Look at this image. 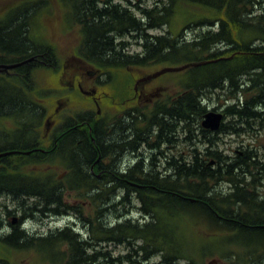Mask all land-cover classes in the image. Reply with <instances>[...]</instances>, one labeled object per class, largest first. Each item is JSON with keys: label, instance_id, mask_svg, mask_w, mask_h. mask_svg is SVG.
Segmentation results:
<instances>
[{"label": "bare ground", "instance_id": "1", "mask_svg": "<svg viewBox=\"0 0 264 264\" xmlns=\"http://www.w3.org/2000/svg\"><path fill=\"white\" fill-rule=\"evenodd\" d=\"M253 1L257 2L258 0ZM67 3L72 6L74 11H77L79 20L87 25V35L90 43L89 48L92 53L104 54L108 51L110 52L109 55H120L125 59L128 51L130 53L143 52L142 44L139 42L140 35L138 34L141 32L142 26L140 24L136 26L132 25L129 30H133L134 32L131 31L127 33L128 29L126 30L125 27L113 29L112 22H124L123 20L127 18V16L123 9L127 10V6H132L137 3L140 6L139 8L150 9L155 6L162 7L164 5V0H155L151 5H147L144 0H118V2H116V0H102L100 2H98V0H75L68 1ZM248 6L249 11L242 12V8L238 11L240 12V18H245L250 16L252 12H256V7L251 11L250 5ZM134 8L132 9L135 13L134 17L137 21L143 23L144 19L139 13V9L136 7ZM172 17L173 14L168 17L166 16V18H164L165 22L161 28L149 29L147 32L153 38H164L166 41L175 42L176 46L184 51H190L195 44L198 47L202 46L205 38L210 39L207 34L208 30L211 29L212 31H216L218 26L220 28L221 23V19H218L212 26L203 25L198 21L200 16H196L197 21H194L191 15H189L188 22L183 30L184 32L179 35V33H177L178 31L173 27V22L171 21ZM170 21L171 23H169ZM79 28L81 29V27ZM150 31L157 33L152 34ZM231 33L232 29H224L221 39L227 40ZM132 41L138 46L139 50L134 52L130 51L133 45ZM3 42L4 41L0 37V44ZM137 43L141 44V46ZM149 44H153V41H149ZM81 45L82 39L80 41V49ZM24 46V43L18 45L17 48L13 45L3 46L4 50L0 51L3 53L7 51L22 52ZM112 46L116 48L113 52H111ZM212 46L213 49L221 47L220 50H225L227 48L232 49L235 47L233 43L226 41L215 42ZM257 46L258 45L250 43L248 45V50L238 49L235 53L221 58L180 64L169 62L157 63L159 65L165 64L164 67H181L187 64H200L197 66H190L180 72H174L184 73V80H180L179 96L182 100L188 97V112L184 114L185 110H183L182 115L177 116L175 119H180L184 123L189 122L190 128L187 133L190 134L191 139L196 140L194 142L196 147H202L203 145V148H206L208 146H213L214 143L212 138L208 141H204L201 137V130L198 128L192 130V126L196 121V115L203 111L201 126L204 116L210 111L219 114H221V112L223 113L224 125L226 124L225 129H230L231 127L238 128L246 118L254 119L255 110L253 111L250 107L243 109L240 114L241 119L236 112L241 109L240 105L243 99V94L240 92L241 85L243 86L244 84L242 80L253 77L254 73L257 71V69L254 68H259V66L264 67V61L248 58L252 56L253 49L258 48ZM171 47L173 46L166 42H158V47H155L151 51L156 54L162 52L167 53ZM235 57H238L235 68L226 67L231 69L228 70V72L226 71L227 73H239L233 85L227 80H223L222 76L217 75L212 76V81L210 83L202 86L203 90L212 89L211 93L204 95V92L194 89V87L199 85L197 82L193 83V79L189 73L190 69L206 65H215L221 60H228ZM27 60L22 61L25 63L17 68L30 63V61ZM157 64L145 67L148 68ZM0 66L3 65L0 64ZM17 68H15V70ZM1 69L5 71L8 70L4 68ZM120 69L121 66L110 67L108 69L102 68V70H97L98 72L96 71V73L100 74L101 78H103L102 75L105 73L107 76V85L114 88V90L121 91L122 82H128V80L122 75L121 77L119 76V72H121ZM214 70L218 71L217 73H221L222 71L220 68ZM140 71H142V69H140ZM11 74L13 75V73ZM72 74L73 76L70 83L75 82V84L77 81H84L85 75L90 76V74L84 73L82 70L80 72L75 71ZM122 74L128 75L124 72H122ZM12 75L5 74L3 76L12 77ZM147 75L150 74H145L144 72L138 73V79L141 80ZM114 77L115 79H113ZM152 82H154V80ZM21 85L10 84L7 87L0 86L2 89V91H0V115L2 113L11 114L10 116L15 117L26 112L21 107L29 105L27 102L28 100L38 103L37 99L28 98L31 92L29 88L26 87L27 84L22 83ZM190 88H193L192 91L196 92L195 98H192ZM69 89L72 90L70 87ZM38 93L43 94L46 93V91L45 89L42 91L41 88ZM32 94L35 95L36 98L39 97L36 92H32ZM260 100L261 103L255 105V108H257L258 111L264 112V89L261 90ZM182 104L184 106V101H182ZM217 106L221 108V112L212 110L213 107ZM43 110L45 111L44 108ZM100 111L103 114L101 108ZM38 116L39 115L32 117L33 126L37 124ZM100 117H102V115ZM222 122L220 121V124ZM42 124L40 128H38V131H36L37 141L41 145L37 151L40 155L35 157L39 159L38 163L32 165L27 162L26 157L30 155L29 150L13 149L0 153H7V155L0 156V158L8 156L9 162H6L4 166L7 167L8 165L11 166L14 164V168L20 167L19 171L16 173L21 175H12L13 177L7 176L6 179L0 182V188L8 191L11 197V205L14 206L15 210H25V214H22L23 216L21 217L22 222L8 234L6 242L12 245L24 244L23 242L28 243L30 237L32 240L34 239L35 245L48 251V258L51 260L48 262H51V264H53V261L55 264H174L173 262H169L170 260L168 258L171 255L170 253H168L170 254L169 256L164 255L165 249L173 244V239L169 238L167 247L160 251L157 243L153 239H158L162 237V234L166 233L167 230L162 220V214L168 213V210H171L172 207L177 205V202L174 200H168V203H161L159 200L147 201L145 195L140 190L143 187V183L153 184L159 182V179L168 178L170 179L169 182L172 183L175 181L176 169L183 168L186 172L189 167L184 164L169 161L167 155L163 152L161 153L158 148L150 144L151 136L157 133L156 130H154L156 126H153L150 132L142 133L141 131L133 129L129 122L116 126L106 124L105 122L93 123L87 121L80 125V129L74 128L66 135L44 137L41 134L43 130ZM2 126L3 125L0 124V127ZM169 126L170 125L162 126L164 130L162 138L164 140L170 139L172 127ZM217 130L212 131L213 137H217ZM261 130L264 129H259L258 127V131ZM29 131L30 130L27 128V132ZM30 133L32 132L30 131ZM4 136L10 137L11 135L4 134ZM228 136L242 137L246 140H248V137H250L251 140L253 139L250 133H242L239 136L224 133L223 139ZM260 136L263 137L262 135ZM14 137L15 141L11 144L7 143L6 146L18 148L21 145H25L22 141V139H24L22 133L21 138L17 135H14ZM240 143L241 144L236 147L229 148L230 150L223 147V154L228 158L220 157L222 162L216 157L218 165H222L221 167L223 168L221 173L222 177L220 179L221 183L217 185V189L221 196H228V198L236 200V204L239 203L242 206L246 205L248 208L257 211V205L260 203L261 196L264 195V185H259L264 182V177L253 179L249 176L244 179V182L237 184L229 178V167H232V174L238 175L241 172V162L231 158L235 153V149L247 144L252 145L254 140H252L251 143L241 140ZM193 147L194 145L192 144V149ZM217 156H219L218 151ZM157 157H160L159 167L156 161ZM165 157L168 158V161L165 160ZM105 159L110 162L109 165H103ZM191 163L193 162L191 161ZM56 165L62 166L66 174L68 173L70 175L69 177L73 179L74 194H72V198L64 194L62 196V203L57 202L58 194L56 191L52 197L57 203L49 207L46 199H44L43 192H40L42 193V197H38V200L34 195H22V191L29 188V186L27 187L26 185L24 177L32 180L34 176V178H37L38 182H45L47 179L45 177L51 174V168H55ZM258 185L260 187L255 189L254 187ZM104 186L106 187L104 188ZM245 187L254 188V193L257 194L247 195L244 192ZM19 192L20 195L16 197L15 193ZM85 193H87L88 196ZM84 194L87 199L90 197L91 200L98 205L97 209L94 207L90 209L87 200L82 199V196H80ZM138 195L144 198V204L140 205ZM243 198L247 201L244 202L242 200ZM122 199L124 202H122ZM24 200H31L32 204L29 206ZM64 203L71 209H67L63 206L62 204ZM45 223L46 226L43 228ZM124 223L129 224L123 228V232L127 230L128 232L129 230L133 232L136 228L138 232L130 234L129 239L120 238L119 234L108 238V230L114 229L118 227V225ZM5 227L8 232L7 224L0 222V233ZM141 232L148 234L147 236L140 235L141 238L150 237L152 240L146 243L142 239H132L136 234ZM121 235L127 237L128 234L121 233ZM59 244L71 245V257L66 256V259L57 258L56 260L52 257L53 251ZM118 247H123L126 251L115 255V250ZM172 249H174V247H172L169 252H171ZM200 252L203 253L204 249H200ZM122 256H128L127 262L124 261L120 263L117 260L123 261L122 258H116ZM155 258L159 260L158 263L153 262ZM262 264H264V259Z\"/></svg>", "mask_w": 264, "mask_h": 264}, {"label": "trees", "instance_id": "2", "mask_svg": "<svg viewBox=\"0 0 264 264\" xmlns=\"http://www.w3.org/2000/svg\"><path fill=\"white\" fill-rule=\"evenodd\" d=\"M68 1L75 0H6L0 2V37L4 41L0 44V50H4L3 46L13 45L17 48L21 43L25 44L22 52L7 51L3 53L0 51V64L19 63L34 58V61L14 70L15 72L12 77L0 75V84L2 86L7 87L10 84L21 85L24 83L27 84L26 87L29 88L30 94H32V92L37 90L36 81L37 75H39L38 73H42L43 77L49 80L53 79L55 75V81H58L60 75L65 73L66 69L69 68V71L73 69L71 65L63 67L61 65L56 69L54 65L56 53L54 47L48 43H36L31 34L32 24H36L42 19L43 14L49 11L48 4H53V2H57V6L64 12L65 21L73 24L76 23L81 27L80 38L82 39V45L80 54L78 53L77 61L75 60L81 69L84 68L82 67L84 64L87 65L88 63H92L102 70V68L108 69L119 66H121V69L145 67L164 62L173 64L196 62L225 57L231 53H235L238 49L248 50L250 43L258 45V48L253 49L252 56L248 58L264 61V0H258L257 2L253 0H164L162 7L155 6L150 9L139 8L140 6L137 3L132 6H127V10L123 9L127 18L123 20L124 22H112L113 29L125 27L126 30L128 29L127 33H130L131 31L134 32L133 30H129L132 25L136 26L140 24L142 28L138 34L140 35L139 42L142 44L143 52L130 53L128 51L125 59L120 55H109L110 52L108 51L104 54H94L90 51L87 25L79 20L77 11H74L71 5L66 4ZM100 1L102 0H98V2ZM92 5L94 6L93 3ZM248 5H250L251 11L256 7V12H252L250 16L245 18H240V12L238 11L241 8L242 12L249 11ZM134 7L139 9V13L144 19L143 23L137 21L134 17L135 13L132 10ZM171 14H173L171 19L173 27L178 31L177 33L179 35L183 34L189 15H191L194 21H197L196 16H200L198 21L208 26H212L215 21L221 19L220 28L218 26L216 31L208 30L207 34L210 39L205 38L202 46L198 47L195 44L190 51H184L177 47L175 42L166 41L164 38H153L147 32L149 29L161 28L165 22L164 18ZM229 28L232 29V33L229 34L227 40H222L221 36L224 29ZM149 41H153V44H149ZM218 41L233 43L235 47L225 50H220L221 47L213 49V43ZM158 42H166L173 47L167 53L162 52L156 54L151 50L158 47ZM141 44L138 45L141 46ZM115 50L116 48L112 46L111 52ZM237 62L238 57H235L228 60H221L215 65H206L190 69L189 73L193 79V83L197 82L199 85L194 87V89L204 92V95L211 93L212 89L203 90L202 86L210 83L212 76L217 75L222 76L223 80H227L233 85L239 73H227L231 69L226 67L235 68ZM216 68H220L222 70L221 73H217L218 71L214 70ZM254 69H257L258 72L256 71L253 77L242 80L244 84L243 86L241 85L240 92L243 94V99L240 105L241 109L236 112L240 117L243 109L250 107L253 111L255 110L254 119L246 118L238 128L230 126V129H225L226 124L223 126V133L225 134L239 136L242 133H250L251 137L255 138L252 145L247 144L241 146L239 152L234 153L231 157L233 160L241 162L240 174H232V167L228 169L230 173L229 178L235 184L244 182V179L249 176L253 179L264 177V143H259V140H256L257 133L264 131H258V127L259 129H264V112L258 111L255 108V105L261 103V90L264 89V67L259 66V68ZM128 76L126 79L131 80V75L128 74ZM190 89L192 98H195L196 92L192 91L193 88ZM27 102L29 105L21 107L26 112L20 115L12 117L10 116L11 114L2 113L0 115V124L4 126L6 124L5 120L11 118L17 130L12 131L10 135L15 133L21 135L28 128L32 132L31 134L34 136V139L30 143L21 145L18 148L4 146L3 149H0V153L13 149L29 150L30 155L26 157V160L33 165L39 161L38 158H35L40 155L36 150L41 146L37 141L36 131H38V128H40L44 121L45 111L41 104L29 100ZM203 113L204 111L196 115V121L192 126V130L196 128L201 130V137L204 141H208L211 139L212 134L201 126ZM36 115H39L37 124L33 126L32 117ZM65 123L63 125L64 132L56 135H66L78 126H74L71 120ZM4 134L6 133L0 127V135L3 136ZM262 136L264 137V135ZM195 141V139H192L194 147L192 149L191 161L193 163L187 166L189 168L186 172L183 168L176 169L174 182L170 183V179L166 178L159 179V182L153 184L143 183L142 185L143 187L140 191L145 195L147 201L159 200L161 203H168V200H174L177 202V205L172 207L171 210H168V213L162 214V220L167 230L166 233L162 234V237L153 240L157 243L160 251L167 247L169 238L173 239V244L165 249L164 255L169 256L171 254L168 259L170 260L169 262H173L174 264H179L181 261L186 264H199V262H196L197 259L212 256L217 257L218 264H262L264 259V195L261 196L260 203L257 205V211L248 208L246 205L236 204V200L228 198V196H221L217 185L221 183L220 179L223 168L221 167L222 165H218V162H216L218 151L216 137H213V146L206 148H203V145L202 147H196ZM224 157L228 158L227 156ZM6 162H9L8 156L0 158V182L6 179L7 176H21L16 173L20 167L14 168V164L5 167L4 164ZM60 168L64 169L60 165L51 168V174L45 177L47 178L45 182H38L34 176L32 180L24 177L26 185L29 188L23 190L22 195H34L38 200V197H42V193L40 192H43L44 199H46L49 207L57 202L62 203V196L64 194L72 198V194H74L73 179L67 173L62 181L59 180L55 171ZM259 185H264V182ZM259 185L254 188L260 187ZM254 188L245 187L244 192L247 195L257 194L254 193ZM56 191L58 194L57 202L52 197ZM85 194L87 195V193ZM85 194L80 196H82V199L87 200ZM138 199L140 205L144 204L143 197L138 195ZM242 200L244 202L247 201L244 198ZM89 204L91 208H98V205L90 197ZM62 205L67 209H71L67 207L66 203ZM128 224L124 223L114 229L108 230V238L119 234L120 238L129 239V235L137 233L138 229H134L133 232L131 230L129 232L128 230L123 232V228ZM121 233L128 235L127 237H123ZM140 235L147 236L148 234L141 232L136 234L132 239H142L146 243L152 240L150 237L141 238ZM193 242L197 244L191 245ZM172 247L174 249L169 252ZM56 249L61 257H71L70 244H59ZM56 249L54 250L55 252ZM200 249H204V252L201 253ZM55 256L57 257L56 254ZM116 258L123 259V261L117 259L120 263L127 262L128 260V256Z\"/></svg>", "mask_w": 264, "mask_h": 264}, {"label": "rangeland", "instance_id": "3", "mask_svg": "<svg viewBox=\"0 0 264 264\" xmlns=\"http://www.w3.org/2000/svg\"><path fill=\"white\" fill-rule=\"evenodd\" d=\"M4 1L6 0H0V2H4ZM144 1L147 5H151L155 0H144ZM116 2H118V0H116ZM48 6H49V11H46L43 14L42 19L38 21L36 24H32L31 34L34 37L36 43L39 42L48 43L54 47L56 51L55 63H54L56 69H58V67L61 65L62 67L66 65H71L73 69L71 71H69V68L66 69L65 73H62L60 75V79H58V81H55V77H56L55 75L51 80L45 79L42 73H38L39 75H37V81H36L37 90L34 92H36L39 95V97L36 98V96L33 94H30L29 97L31 99L32 98L37 99L38 103L41 104L46 111L45 118L42 124L43 130L41 131V134L44 137H49L52 132H57L58 130H61L62 126L66 124L65 122L68 119H73L76 116V114L87 110L96 113L97 110L96 105L93 103L92 100L87 99L76 92H73V90L69 89V85H68V83L71 82L73 76L72 73L75 71L80 72L82 70L81 68H79L76 62L78 58V53L80 52L79 49H80V41H81L80 38L81 29L76 23L73 24L71 22L65 21L64 12L61 11V9L57 6V2H53V4H48ZM150 32L152 34L157 33L153 31ZM132 42L133 45L131 46L130 51L134 52L139 50L138 46L135 45L134 41ZM164 66L165 64H160V65L157 64L154 66H150L148 68L145 67L140 69H142V72H144L145 74H152L160 70ZM82 67H84L83 69L87 70L88 72H96L98 69L96 65L92 63H88L87 65L84 64ZM14 70L15 69L9 70L6 73L12 75L11 73H14L15 72ZM122 70L121 72H119L120 77L121 75L124 78L129 77L128 75L122 74V72H124L126 74H130L131 78L134 77L138 78V72L135 70V68H126V69L122 68ZM3 74L5 75V72ZM183 75L184 73H166L154 79L153 83L166 85V86L169 85L171 87L170 88L171 93L177 96L180 93V80L182 81L184 80ZM88 76L89 75H85V82L90 83L92 78ZM102 77L103 78L100 79L106 82L107 76L105 73H103ZM113 79H115V77ZM128 81L131 82L132 79ZM106 83H103L101 86L106 87L107 86ZM0 86L2 85L0 84ZM40 88H42V91L45 89L46 93L43 94L38 93ZM0 91H2L1 88ZM115 91L116 92L114 93V95H112L113 96L112 99L107 98V94H104V97L98 100V104L103 114L105 113L109 116H114L115 114H118L120 112L119 103L121 102L122 99L120 95L121 91L120 90L118 91L115 90ZM5 121L6 124L2 126L4 133L10 135L12 131L17 130L14 122L12 123L11 118L6 119ZM14 135H17L18 137L21 138V135L18 133L12 134L10 137L0 135V149H3L4 146L7 145V143L9 144L13 143L15 141ZM22 135L24 136V139H22V141L25 144L30 143L31 140L34 139V136L30 133V131L27 132V129L22 132ZM260 135H264V131L257 133L256 140L257 141L259 140V143H264V137H261ZM254 139L255 138H253L252 140ZM223 140L225 142L224 148L227 150H230L229 148L240 145L241 140H244L247 143L252 142L250 137H248V140H246L242 137L238 138V137L228 136V137H224ZM256 144H258V142H256ZM55 172L58 175V177L60 178L64 177V173H65L64 169L60 168L57 169ZM89 207L91 209V206ZM45 226L46 223L43 225V228ZM211 238L214 239L213 236H211ZM193 244H197V243L193 242L191 245ZM57 251H58L57 249L56 252L53 251L52 255L56 254L57 258H59L61 256L59 255V253H57ZM124 251H126L125 248L118 247L116 248L114 254L118 255ZM44 256L45 255L42 252H40L38 248L9 249L8 247H5L2 244V242H0V258H2L1 260H4L3 262L5 264H51L50 262H48L51 260H49L47 257ZM212 260H217V257L212 256L208 258L197 259L196 262H199V264H210ZM157 261L158 259L156 258L153 260V262H157ZM179 264H186V263L181 261Z\"/></svg>", "mask_w": 264, "mask_h": 264}, {"label": "flooded vegetation", "instance_id": "4", "mask_svg": "<svg viewBox=\"0 0 264 264\" xmlns=\"http://www.w3.org/2000/svg\"><path fill=\"white\" fill-rule=\"evenodd\" d=\"M84 73L90 74V77L93 78L90 83L84 81H77L76 84L68 83L69 87L72 88L73 92H76L87 99L93 101L96 105V113L93 111L87 110L81 113L76 114L73 118L74 122L73 125L77 126L80 129V125L89 121L93 123H100L105 122L109 125H118L122 123H130L133 129L141 131L142 133L150 132L153 126H156L154 130H156V134L151 136L150 144L154 145L155 148H158L161 153L163 152L165 155L168 156L169 161L184 164L185 166H189L191 163V152H192V139L190 134H188V130L190 128L189 122L184 123L180 119H175L177 116L182 115V111L184 114L188 112V97L180 98L179 95L175 96L170 91V86L154 84L152 81L141 83L139 79L136 77L134 81H125L122 82L121 86V102L119 103V110L118 114L114 116H109L107 114H102L100 111V106L98 104V100L104 97V94H107V98L112 99L114 93L116 92L114 88L107 85L106 82L102 81L101 75L96 74V72H88L85 69H82ZM99 70V68L97 69ZM7 72V71H6ZM9 74V73H5ZM103 83H106V87L101 86ZM127 86V87H126ZM100 90V91H99ZM111 90V91H109ZM103 95V96H102ZM106 97V96H105ZM184 101V106L182 101ZM214 111L221 112V108L219 106L213 107ZM101 113V114H100ZM84 114L83 117H80ZM88 114V115H87ZM222 114L221 124L217 130V146L219 158L222 162L220 157H224L223 154V147H224V140H223V126H224V115ZM102 115V117H100ZM173 117V118H172ZM170 125L172 127V133L169 140H164L163 133L164 130L162 126ZM153 130V131H154ZM64 132L63 129L58 130L57 132H52L50 137L56 136L58 133ZM48 136V135H47ZM213 140V134H212ZM235 153L239 152V148L235 149ZM168 158L165 157V160L168 161ZM157 165L159 167L160 164V157L156 159ZM217 162V161H216ZM102 163V162H101ZM212 163V162H211ZM110 162L105 159L103 165H109ZM164 164V163H163ZM159 169V168H158ZM60 178V177H59ZM61 179V178H60ZM261 194V193H259ZM16 197L20 195L19 193H15ZM11 197L8 191L0 188V222L7 224L8 232L6 227L0 233V242L5 247L9 249H35L38 248L40 252H42L48 258V251L39 248L37 245L34 244V239L29 237L28 243L23 242L24 244H16L12 245L7 243V237L10 232L15 229V227L19 226V223L22 222L21 217L22 214H25V210L19 209L15 210L14 206L11 205ZM27 205H31V200H24ZM87 204L89 205V199H87ZM11 217V219H10ZM41 233V232H38ZM45 234V232H44ZM27 237V236H26ZM54 256V259L57 257ZM63 258V257H59ZM0 258V264H5ZM49 259V258H48ZM64 259H66L64 257ZM157 263V262H155ZM111 264V263H110Z\"/></svg>", "mask_w": 264, "mask_h": 264}, {"label": "water", "instance_id": "5", "mask_svg": "<svg viewBox=\"0 0 264 264\" xmlns=\"http://www.w3.org/2000/svg\"><path fill=\"white\" fill-rule=\"evenodd\" d=\"M33 60H34V58H30L27 61H33ZM23 63H25V62L11 64V65H3V66H0V69L1 68L14 69V68H17L18 66L22 65ZM197 65H200V64H187V65H184L181 67H174V66L164 67L161 70H159L158 72H154L150 75L143 77L139 82L146 83V82H149V81H151V80H153V79L157 78L158 76L163 75L165 73L180 72V71H182V70H184L190 66H197ZM221 119H222L221 114L210 111V112L206 113V115L204 116V119L202 121V127L205 129H208V130H212V131L217 130L219 127ZM3 155H7V153L0 154V156H3ZM213 263H216V261L212 260L210 262V264H213Z\"/></svg>", "mask_w": 264, "mask_h": 264}]
</instances>
